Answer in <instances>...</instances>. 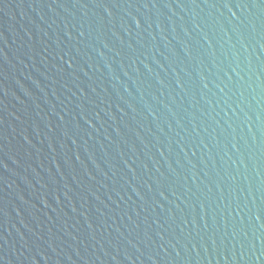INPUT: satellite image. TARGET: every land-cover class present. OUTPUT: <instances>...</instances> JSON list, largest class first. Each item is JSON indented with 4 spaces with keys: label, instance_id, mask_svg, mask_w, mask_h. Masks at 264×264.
I'll return each instance as SVG.
<instances>
[{
    "label": "water",
    "instance_id": "obj_1",
    "mask_svg": "<svg viewBox=\"0 0 264 264\" xmlns=\"http://www.w3.org/2000/svg\"><path fill=\"white\" fill-rule=\"evenodd\" d=\"M0 264H264V0H0Z\"/></svg>",
    "mask_w": 264,
    "mask_h": 264
}]
</instances>
